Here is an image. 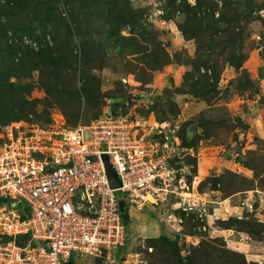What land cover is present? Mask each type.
<instances>
[{
    "label": "rangeland",
    "instance_id": "1",
    "mask_svg": "<svg viewBox=\"0 0 264 264\" xmlns=\"http://www.w3.org/2000/svg\"><path fill=\"white\" fill-rule=\"evenodd\" d=\"M127 2L142 10L139 22L122 27L120 35L128 40L110 43L104 33L93 37L90 46L96 61L87 68L81 64V41L71 29L70 50L76 68L73 85L63 83L64 90L72 88L79 99L76 107L61 97L59 106L68 112L75 110L77 118L67 120L56 107L50 111L49 123L36 120L42 106L35 100L45 93L38 84L39 72L34 70L26 79L31 86L26 103L21 105L28 117L0 125V148L33 134L36 127H72L96 119L92 117L95 109L86 105L80 89L84 70L99 80L104 95L101 114L110 111L140 134L158 140L171 137L178 148L170 160L176 170L173 184L180 187L153 208H132L126 221L128 242L113 251V261L85 254L73 262L180 264L171 248L149 246L146 237L164 235L175 239L180 256L190 258L193 264H264V238L255 239L239 230L236 221L254 218L264 225V0H186L190 17H195L189 25L180 22L182 30L177 19H167L171 10L168 0ZM11 6L13 9L6 8L1 14L6 16L8 29L16 32L12 34L19 35L23 28L19 3L16 0ZM62 11L66 17L64 8ZM221 15L230 20L231 39L228 32L218 29ZM27 39L30 42L29 36ZM46 39L53 49L51 37L46 35ZM232 40L241 52L239 59L231 54ZM164 57L168 62L161 64ZM196 90L203 96L191 93ZM112 95L116 97L113 104ZM14 106L8 100L1 108L8 114ZM189 139L194 142L192 147L185 145ZM118 196L124 195L118 192ZM245 198L252 202L253 211L231 215ZM183 206L191 209L185 212ZM154 218L163 228L158 233ZM206 243L214 248L205 249ZM228 252L237 253V261H231ZM227 256L229 259L224 258Z\"/></svg>",
    "mask_w": 264,
    "mask_h": 264
},
{
    "label": "built area",
    "instance_id": "2",
    "mask_svg": "<svg viewBox=\"0 0 264 264\" xmlns=\"http://www.w3.org/2000/svg\"><path fill=\"white\" fill-rule=\"evenodd\" d=\"M177 151L171 137L158 140L108 116L72 127H36L11 140L0 148V233L12 237L0 244V264H75L72 259L85 254L113 261V251L127 238L118 192L136 209L177 193L170 163ZM103 154L119 187L109 184ZM244 210L253 211L249 198L231 215ZM198 217L202 220L201 212ZM20 236L28 237L23 245L15 241Z\"/></svg>",
    "mask_w": 264,
    "mask_h": 264
},
{
    "label": "trees",
    "instance_id": "3",
    "mask_svg": "<svg viewBox=\"0 0 264 264\" xmlns=\"http://www.w3.org/2000/svg\"><path fill=\"white\" fill-rule=\"evenodd\" d=\"M15 1L0 0V125L28 117L29 112L23 110L21 105L26 103L25 95L31 86V83L27 82L26 79L34 70L39 72L38 84L45 93L43 98L35 100V104L38 103L42 106V112L35 115L36 120L44 119L46 123H49L51 121L50 111L56 107H59L67 120L77 118L78 114L75 110L72 113L64 110V106H59L61 97H64L70 101V105L73 106L74 104L76 107L79 99V94L77 95L72 88L64 90L63 83L65 80L68 85L72 86L74 81L73 70L76 68V60L70 50L71 31L74 30L81 41L83 50L81 64L84 69L93 61H96L92 57L93 47L90 46L94 43L93 37L100 38L101 34L104 33L110 43L115 40L127 39L120 35L122 27L126 24L139 22L142 10L132 8L127 0L121 4L118 3V0H17L19 3V19L23 21V28H21L22 31L19 32V35H14L16 32L8 29L6 16L1 13H5L6 8L13 9L11 5ZM176 2L177 0H168L171 10L167 15V19H177V25L182 30L180 22L189 25L195 15L193 14L192 18L190 17L189 9L191 10V7L186 0H178V5L175 4ZM63 8L67 13V18L63 15ZM116 16L117 19L114 20ZM220 18L218 29L224 33L228 32L231 39L232 33L229 32L230 20L224 15H221ZM67 19H69L68 22ZM46 35L51 37L53 49L49 48L50 40L46 39ZM26 36L31 38L30 43L24 41ZM31 41L35 45H32ZM230 43L233 58L239 59L241 52L235 41L232 40ZM54 46H59L57 47L59 52L55 51ZM167 62L168 58L164 57L161 64ZM14 78L15 81H12ZM79 79L81 81V93L86 105L95 109L92 117H114L110 111L107 114H101L104 95L100 91L99 80L88 74V72H84V70ZM191 93L203 96L202 91L196 90L191 91ZM166 98L172 99V96L167 95ZM109 99L111 104L116 101V97L113 95ZM8 100H12L16 106L13 107L11 113L6 114L1 107ZM17 105H19V108ZM185 145L192 147L194 142L190 139L185 140ZM128 208V204H125L124 211L120 213L126 228L127 238L125 244L128 242L130 235L126 227ZM20 214L21 217H26L28 214L27 209L20 211ZM236 221L239 230L251 233L255 239L261 240L264 238V225L254 218H243ZM0 235L5 242L12 238L2 233ZM146 239L150 247L158 248V245H160L164 249L171 248V250H174L180 264H193L190 258L180 256V249L175 239H169L164 235L146 237ZM27 240V236H20L15 239L16 243L20 245L25 244ZM204 247L205 249L214 248L209 243H206ZM228 253L233 258H231V261H237V253ZM224 258L229 259V256Z\"/></svg>",
    "mask_w": 264,
    "mask_h": 264
},
{
    "label": "water",
    "instance_id": "4",
    "mask_svg": "<svg viewBox=\"0 0 264 264\" xmlns=\"http://www.w3.org/2000/svg\"><path fill=\"white\" fill-rule=\"evenodd\" d=\"M102 159H103L104 164H105L106 174H107L110 186L112 188L119 187L120 186V180L117 177V174H116L115 170L113 169L111 163L109 162L108 155L103 154ZM15 204H16V202L11 203L12 206H15ZM118 207H119L120 212L124 211L125 202H124L123 198H120L118 200ZM66 264H73V263L71 261H68V262H66Z\"/></svg>",
    "mask_w": 264,
    "mask_h": 264
},
{
    "label": "crops",
    "instance_id": "5",
    "mask_svg": "<svg viewBox=\"0 0 264 264\" xmlns=\"http://www.w3.org/2000/svg\"><path fill=\"white\" fill-rule=\"evenodd\" d=\"M146 207H151V208H153L152 206H146ZM132 208H133V207H131V208L129 207V208H128V213H127V214L129 215V217H130V214H129V213L131 212ZM144 208H145V207H144ZM151 218H152V217H151ZM152 219H153V218H152ZM154 219H155V218H154ZM155 220H156V219H155ZM155 223H157V220H156ZM155 225L158 226V229H156V232H157L158 230H159V232L162 231V229H163L162 226L159 227L158 223L155 224ZM157 233H158V232H157ZM157 233H156V234H157Z\"/></svg>",
    "mask_w": 264,
    "mask_h": 264
}]
</instances>
